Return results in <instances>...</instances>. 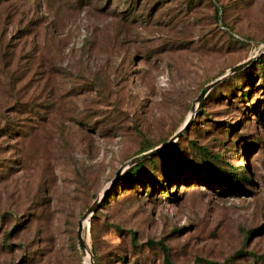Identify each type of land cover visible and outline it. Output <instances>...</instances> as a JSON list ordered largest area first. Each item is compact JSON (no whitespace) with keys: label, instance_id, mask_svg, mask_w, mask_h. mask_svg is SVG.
Wrapping results in <instances>:
<instances>
[{"label":"rangeland","instance_id":"rangeland-1","mask_svg":"<svg viewBox=\"0 0 264 264\" xmlns=\"http://www.w3.org/2000/svg\"><path fill=\"white\" fill-rule=\"evenodd\" d=\"M260 56L264 0H0V264H89L120 167L97 264H264Z\"/></svg>","mask_w":264,"mask_h":264},{"label":"water","instance_id":"water-1","mask_svg":"<svg viewBox=\"0 0 264 264\" xmlns=\"http://www.w3.org/2000/svg\"><path fill=\"white\" fill-rule=\"evenodd\" d=\"M249 60L247 61H243V62H240L234 66H232L230 68V70L216 78L215 80L211 81L210 83L206 84L205 87L202 89L201 93L198 95L197 97V100L196 101H201L203 99V97L205 96V94L213 87L215 86L217 83H219L222 79H224L226 76L230 75L231 73H234L236 72L237 70L241 69L242 67H244L247 63H248ZM183 132V130H180L175 136H173V138L171 139V141L173 139H175L178 135H180L181 133ZM170 142H167L165 145H161V146H157L155 148H152L148 151H145L141 154H138L136 155L135 157H133L132 159L129 160V162H127L128 165L130 164H134L138 161H140L141 159L147 157L148 155L166 147L167 145H169ZM121 171H122V168L120 167L118 170H117V173H116V176L114 177L112 183L95 199V201L89 206V208L87 209V211L82 215V217L79 219V227H78V231H77V236H78V242H79V245L82 249V251L84 253L87 252V250H89L91 252V256H90V259H91V264H94V257H93V252L91 251V249L89 248L85 238H84V235H83V230H84V227H85V222L84 220L88 217H91V215L100 207L101 205V202L103 201V199L108 195V193L112 190V188L114 187L115 184H117V181L119 179V176L121 174Z\"/></svg>","mask_w":264,"mask_h":264},{"label":"trees","instance_id":"trees-1","mask_svg":"<svg viewBox=\"0 0 264 264\" xmlns=\"http://www.w3.org/2000/svg\"><path fill=\"white\" fill-rule=\"evenodd\" d=\"M217 11H219V9L217 10ZM217 16H219V13L217 12ZM257 61H258V64L259 65H263L264 64V60H263V58L260 56L259 58H257ZM244 94H246L247 92H243ZM154 146V145H153ZM153 146H150V145H148L146 148H144V149H142V151L143 150H146V149H149L150 147H153ZM169 148V147H168ZM201 149V151H203V152H205V153H208L207 152V150H206V148L204 147L203 149H205V150H203L202 148H200ZM218 153H216V154H214V155H217ZM142 163H143V161L141 160V161H138V162H136V163H134V164H132L129 168H128V173H127V175H126V177L124 178V182L123 183H132V182H134V180L136 179V178H139L140 177V172L141 171H139V168L141 167V165H142ZM193 168V167H192ZM216 170H210L209 171V173L210 174H212V176L213 177H215L216 179L218 178V179H221L220 178V174H221V167H219L218 169L217 168H215ZM233 175V178H235V180H245V181H248V178H246V176H244V175H240V174H238V173H233L232 174ZM115 188V187H114ZM114 188H113V190L111 191V193L109 194V196L113 193V191H114ZM108 196V197H109ZM107 197V198H108ZM104 199H106V198H104ZM134 238H135V232H134ZM163 249L165 250V252H166V259L168 260L169 259V254H168V251H166L167 249H166V246H163ZM92 250H93V253H94V261H95V263L97 264V258H96V254H95V251H94V249L92 248ZM171 264H174L173 262H171Z\"/></svg>","mask_w":264,"mask_h":264},{"label":"bare ground","instance_id":"bare-ground-1","mask_svg":"<svg viewBox=\"0 0 264 264\" xmlns=\"http://www.w3.org/2000/svg\"><path fill=\"white\" fill-rule=\"evenodd\" d=\"M88 218H89V217H88ZM88 218H86V219L84 220L85 223H86L87 221H89ZM86 255H87V258H88V261H89L90 256H91V252H90L89 250H87ZM90 262H91V259H90V261H89V264H91Z\"/></svg>","mask_w":264,"mask_h":264}]
</instances>
